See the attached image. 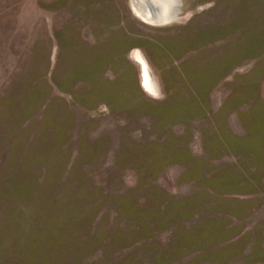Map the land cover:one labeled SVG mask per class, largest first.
Returning a JSON list of instances; mask_svg holds the SVG:
<instances>
[{
    "label": "rangeland",
    "instance_id": "374dc122",
    "mask_svg": "<svg viewBox=\"0 0 264 264\" xmlns=\"http://www.w3.org/2000/svg\"><path fill=\"white\" fill-rule=\"evenodd\" d=\"M0 264H264V0H0Z\"/></svg>",
    "mask_w": 264,
    "mask_h": 264
},
{
    "label": "bare ground",
    "instance_id": "6f19581e",
    "mask_svg": "<svg viewBox=\"0 0 264 264\" xmlns=\"http://www.w3.org/2000/svg\"><path fill=\"white\" fill-rule=\"evenodd\" d=\"M152 7V6H151ZM147 13H148V16H147ZM149 15H150V17H149ZM146 17H148V18H154V15H153V12H152V10L149 8V7H146V15H145ZM144 16V17H145ZM145 17V18H146ZM147 19V18H146ZM143 62V61H142ZM146 71V76H147V78H148V82H149V85L152 87V86H154V84H153V82H152V78H151V75H150V72L148 71V69H146L145 70ZM152 89V88H151ZM153 90V89H152ZM154 91V90H153Z\"/></svg>",
    "mask_w": 264,
    "mask_h": 264
}]
</instances>
